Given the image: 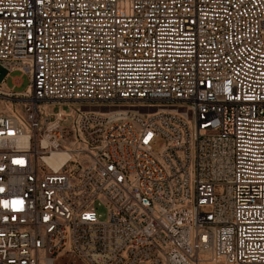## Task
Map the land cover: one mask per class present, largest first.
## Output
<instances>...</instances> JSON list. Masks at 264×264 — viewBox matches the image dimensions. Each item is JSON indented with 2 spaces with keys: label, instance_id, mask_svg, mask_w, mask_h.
I'll use <instances>...</instances> for the list:
<instances>
[{
  "label": "built area",
  "instance_id": "2783aa9c",
  "mask_svg": "<svg viewBox=\"0 0 264 264\" xmlns=\"http://www.w3.org/2000/svg\"><path fill=\"white\" fill-rule=\"evenodd\" d=\"M0 67V264H264V0H0Z\"/></svg>",
  "mask_w": 264,
  "mask_h": 264
},
{
  "label": "rangeland",
  "instance_id": "374dc122",
  "mask_svg": "<svg viewBox=\"0 0 264 264\" xmlns=\"http://www.w3.org/2000/svg\"><path fill=\"white\" fill-rule=\"evenodd\" d=\"M5 69L0 67V84L2 83L3 78L5 77ZM16 77H20L21 81L18 83V81L15 79ZM14 83H18L16 86H14L15 90H24L26 86L29 84V77L26 73H21L20 71H13L10 73L9 76L5 77V83L11 87ZM10 98L6 93L0 92V111L3 112H10L20 113V109L22 106V103H16L17 99L9 100ZM43 108H50L51 104L44 103L42 105ZM64 108H67V105H63ZM163 142V139L161 137H157L155 143L153 144V149L158 150ZM97 211L104 212L105 209L102 206L97 207ZM55 264H86L81 258L78 256H75L69 252H63L56 260Z\"/></svg>",
  "mask_w": 264,
  "mask_h": 264
},
{
  "label": "bare ground",
  "instance_id": "6f19581e",
  "mask_svg": "<svg viewBox=\"0 0 264 264\" xmlns=\"http://www.w3.org/2000/svg\"><path fill=\"white\" fill-rule=\"evenodd\" d=\"M18 82L21 81L20 77H16L15 78ZM5 89V88H4ZM43 104H41V107L43 108ZM44 110L48 111L49 108H43ZM67 152H65L64 150L58 148V149H53L51 150L50 153L44 154L43 155V159L52 167V168H57L61 165V163L63 162L64 158L66 157Z\"/></svg>",
  "mask_w": 264,
  "mask_h": 264
},
{
  "label": "crops",
  "instance_id": "0c3cea01",
  "mask_svg": "<svg viewBox=\"0 0 264 264\" xmlns=\"http://www.w3.org/2000/svg\"><path fill=\"white\" fill-rule=\"evenodd\" d=\"M8 86V85H7Z\"/></svg>",
  "mask_w": 264,
  "mask_h": 264
}]
</instances>
